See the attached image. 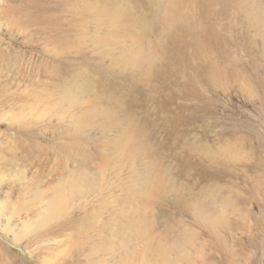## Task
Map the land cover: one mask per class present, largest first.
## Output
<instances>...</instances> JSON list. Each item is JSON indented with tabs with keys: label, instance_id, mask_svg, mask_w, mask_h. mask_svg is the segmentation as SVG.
I'll return each instance as SVG.
<instances>
[{
	"label": "rangeland",
	"instance_id": "obj_1",
	"mask_svg": "<svg viewBox=\"0 0 264 264\" xmlns=\"http://www.w3.org/2000/svg\"><path fill=\"white\" fill-rule=\"evenodd\" d=\"M0 264H264V0H0Z\"/></svg>",
	"mask_w": 264,
	"mask_h": 264
},
{
	"label": "bare ground",
	"instance_id": "obj_2",
	"mask_svg": "<svg viewBox=\"0 0 264 264\" xmlns=\"http://www.w3.org/2000/svg\"><path fill=\"white\" fill-rule=\"evenodd\" d=\"M261 15V14H260ZM262 18V17H261ZM141 47V46H140ZM72 92V91H71ZM137 135V134H136ZM129 137V136H128ZM131 138H128V141L129 142H133V141H131V140H129V139H133L132 138V136H130ZM134 139H135V137H134ZM162 182H164V181H162ZM168 182V181H167ZM157 184V183H156ZM153 185V184H152ZM168 185V184H167ZM148 187V186H147ZM161 188V187H160ZM57 195V194H56ZM55 196V195H54ZM54 200V199H53ZM55 202V201H54ZM54 202H52V203H54ZM51 205V204H50Z\"/></svg>",
	"mask_w": 264,
	"mask_h": 264
}]
</instances>
